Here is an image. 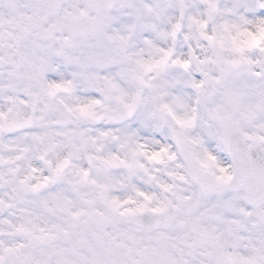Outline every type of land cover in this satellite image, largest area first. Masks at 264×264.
Returning a JSON list of instances; mask_svg holds the SVG:
<instances>
[{"label": "snow or ice", "instance_id": "snow-or-ice-1", "mask_svg": "<svg viewBox=\"0 0 264 264\" xmlns=\"http://www.w3.org/2000/svg\"><path fill=\"white\" fill-rule=\"evenodd\" d=\"M0 264H264V0H0Z\"/></svg>", "mask_w": 264, "mask_h": 264}, {"label": "clouds", "instance_id": "clouds-1", "mask_svg": "<svg viewBox=\"0 0 264 264\" xmlns=\"http://www.w3.org/2000/svg\"><path fill=\"white\" fill-rule=\"evenodd\" d=\"M127 123H129L132 127L138 128L139 126L135 123V120L130 116L127 119ZM139 136L144 137H150L153 135L152 131L150 129H139Z\"/></svg>", "mask_w": 264, "mask_h": 264}]
</instances>
